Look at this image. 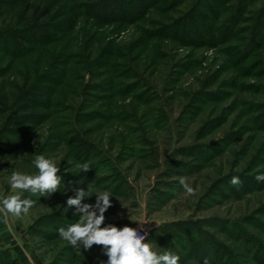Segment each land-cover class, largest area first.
<instances>
[{
	"label": "rangeland",
	"instance_id": "rangeland-1",
	"mask_svg": "<svg viewBox=\"0 0 264 264\" xmlns=\"http://www.w3.org/2000/svg\"><path fill=\"white\" fill-rule=\"evenodd\" d=\"M238 1L221 2L222 10L235 12ZM191 7L151 6L123 26L82 15L38 51L0 55V196L12 191V172L39 174L35 155L55 160L61 178L55 192H23L22 200L36 202L27 215L0 217V264H104L103 245L75 248L58 232L80 221L79 207L99 214L103 189L114 196L102 227L135 228L157 253L176 252L180 264H203L191 252L207 237L227 249L230 264H264V182L255 179L264 172V27L254 20L264 22V0L249 6L247 21L223 16L188 44L175 38L172 22ZM55 69L66 77L50 103L18 120L19 100ZM234 176L239 185L230 184ZM81 189L80 206L68 205ZM14 244L24 256L5 251Z\"/></svg>",
	"mask_w": 264,
	"mask_h": 264
},
{
	"label": "trees",
	"instance_id": "trees-1",
	"mask_svg": "<svg viewBox=\"0 0 264 264\" xmlns=\"http://www.w3.org/2000/svg\"><path fill=\"white\" fill-rule=\"evenodd\" d=\"M191 1V8H193L190 11L191 13H186L188 15L185 14L182 18H177L172 22L173 33L176 34L175 38L179 39L181 37L180 39L188 44H191L194 38L202 41L201 38L196 37L194 32L199 31L200 27L212 31L216 28L215 24L223 16H228V18H231L229 21L235 24L241 22V20L245 21L246 19L243 17L249 12V6L254 4L256 0H239L238 4L233 5L235 12L230 9L227 10L230 6L222 10L221 2L230 5L231 0H128L126 1L127 8L133 11L131 18H128L124 12V0H96L91 5L83 0H0V55L20 57L38 51L51 44L58 37V31L63 24L66 30H74L82 15L85 20L93 19L92 21L97 24L123 26L127 23L142 20L151 6L155 7L162 3H169L172 8H177L188 5ZM173 11L180 13L176 9ZM222 11H225V13H222ZM255 15L256 24L258 22L263 28L264 22L261 19L256 20L258 14ZM62 17L64 21L61 19ZM157 22L156 19L149 20L150 24H156ZM182 31L185 32L184 35L181 34ZM210 36L212 39L213 35L210 34ZM261 38L262 35H258L256 40L259 41ZM228 39L232 40V38ZM248 50L249 48H247ZM108 62L107 60L103 61L101 67L106 68ZM92 66L95 68L93 70L98 71L97 62H94ZM75 72L77 73V71ZM65 77L64 72L56 69L54 72L46 73L43 77V85L30 89L17 103L18 120L28 122V120H31L30 115H36L37 108H42L45 104L47 106L50 103L51 94L54 92L52 87L56 83H62ZM197 248L198 250H192L191 254H196L204 259L209 250L210 255L207 258H214L217 264H230L228 261L230 254L227 249L222 244L215 243L210 237L206 238V243L204 242L202 246L197 244ZM203 250H205V253H202ZM5 251L8 253L13 252L17 257L24 256V252L19 246H14ZM35 264L40 263L35 259Z\"/></svg>",
	"mask_w": 264,
	"mask_h": 264
},
{
	"label": "clouds",
	"instance_id": "clouds-1",
	"mask_svg": "<svg viewBox=\"0 0 264 264\" xmlns=\"http://www.w3.org/2000/svg\"><path fill=\"white\" fill-rule=\"evenodd\" d=\"M35 168L39 169V174H28L24 172H12L8 177V184L12 190L6 196H0V217L7 219L8 214L15 217L27 215L30 209L36 204L31 199H21L25 190L36 193L37 189L41 194L55 192L60 185V177L57 176L59 168L52 158H46L44 155H35L33 161ZM83 170H87L90 165L85 162L79 165ZM257 182H264V172L256 175ZM180 183L188 194H193L195 189L188 184L184 178ZM239 177H232L230 184L239 185ZM97 195L96 211L89 212L91 205L81 204V198L85 196L83 189L77 192L76 198H69L68 205H76L79 211L85 215L79 222L70 224L67 228L58 229L59 236L68 244L75 248H80L78 241L82 242L85 250L90 249L93 244L103 245L105 254L108 257L106 264H180V256L172 251L166 250L157 253L152 249L150 243H146L145 236L139 235L137 229L130 226L123 228L117 226L102 227L105 220V213L111 207L112 201L110 196H114L111 189L99 190ZM192 264V262H190ZM203 264H210L207 257L204 258Z\"/></svg>",
	"mask_w": 264,
	"mask_h": 264
},
{
	"label": "built area",
	"instance_id": "built-area-1",
	"mask_svg": "<svg viewBox=\"0 0 264 264\" xmlns=\"http://www.w3.org/2000/svg\"><path fill=\"white\" fill-rule=\"evenodd\" d=\"M139 235H143V234H140V233H139ZM107 260H108V259H107ZM106 262H107V261H106ZM106 262H105L104 264H106Z\"/></svg>",
	"mask_w": 264,
	"mask_h": 264
},
{
	"label": "crops",
	"instance_id": "crops-1",
	"mask_svg": "<svg viewBox=\"0 0 264 264\" xmlns=\"http://www.w3.org/2000/svg\"><path fill=\"white\" fill-rule=\"evenodd\" d=\"M10 246H11V245H10ZM12 246H17V245L14 244V245H12ZM11 248H12V247H11Z\"/></svg>",
	"mask_w": 264,
	"mask_h": 264
}]
</instances>
